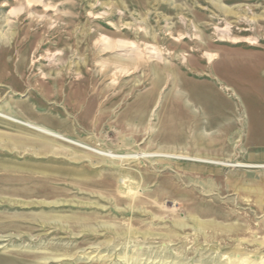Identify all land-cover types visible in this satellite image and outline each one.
Instances as JSON below:
<instances>
[{"label": "rangeland", "instance_id": "1", "mask_svg": "<svg viewBox=\"0 0 264 264\" xmlns=\"http://www.w3.org/2000/svg\"><path fill=\"white\" fill-rule=\"evenodd\" d=\"M0 113V264H264V0H0Z\"/></svg>", "mask_w": 264, "mask_h": 264}, {"label": "bare ground", "instance_id": "2", "mask_svg": "<svg viewBox=\"0 0 264 264\" xmlns=\"http://www.w3.org/2000/svg\"><path fill=\"white\" fill-rule=\"evenodd\" d=\"M20 11H21V8H19V9H13L11 12H10V14L11 15H15V14H18V13H20ZM126 46H128L127 44H125V43H123V42H118V43H116V48L117 49H125V47ZM153 55V54H152ZM152 55H149V58H153V56ZM208 57H210V56H208ZM0 117L1 118H4V119H7V120H12L13 122H15V123H19V124H22V122L21 121H18V120H16V119H14V118H12L11 116H9V115H6V114H2V113H0ZM23 125V124H22ZM27 127L28 128H31V129H33V130H35V131H37V132H41V133H44V134H46V135H50L51 137H54V138H57V139H61V140H63V137L61 136V135H58V134H55V133H53V132H50V131H48V130H46V129H42V128H39V127H36V126H33V125H30V124H27ZM110 157V156H109ZM136 193V192H135ZM132 194V193H131ZM133 195V194H132ZM134 196V195H133ZM196 223V222H195ZM180 225V224H179ZM198 227H200V225H198ZM201 229V228H200ZM229 263V262H228ZM227 263V264H228ZM230 264V263H229Z\"/></svg>", "mask_w": 264, "mask_h": 264}]
</instances>
